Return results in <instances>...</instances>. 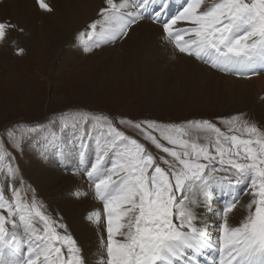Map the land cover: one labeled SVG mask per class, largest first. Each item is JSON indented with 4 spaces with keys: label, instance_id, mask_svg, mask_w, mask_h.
Returning a JSON list of instances; mask_svg holds the SVG:
<instances>
[{
    "label": "snow or ice",
    "instance_id": "1",
    "mask_svg": "<svg viewBox=\"0 0 264 264\" xmlns=\"http://www.w3.org/2000/svg\"><path fill=\"white\" fill-rule=\"evenodd\" d=\"M169 2L104 0L98 18L88 25L90 31L80 35L114 42L151 16L162 25L163 38L173 42L179 53L236 76L251 77L257 74V66L264 69V0H184L170 18L166 9ZM35 3L42 10H52L45 0ZM178 21L190 26L177 28ZM17 27L0 21V42ZM92 43L99 46L95 40ZM17 52L22 54L24 49ZM218 119L226 130L204 118L182 124L126 121L171 157L157 159L145 144L119 130L103 113L77 110L61 114L62 128L91 124L93 129L106 130L104 143L97 145L95 161L84 169L94 184L95 196L103 203V214L89 216L90 222L106 232V240L103 236L100 240L97 264H185L187 250L211 245L210 235L198 228V218L189 206L199 202L195 194L204 195L214 182L233 188L246 181L253 199L241 223L232 226L227 219L239 194L222 208L220 264H264V130L242 114ZM8 135L13 146L19 147L15 133L9 131ZM84 149L82 142L78 152L81 161ZM53 151L59 154L64 148L54 145ZM109 156L113 159L107 166ZM5 158L11 160L7 149L0 148V164ZM17 171L9 163V176L15 178ZM6 187L12 189V195L8 199L0 190V264H88L82 246L57 230H66V225L52 220L42 204L34 198L29 202L7 180ZM185 190L193 192L191 200L184 195Z\"/></svg>",
    "mask_w": 264,
    "mask_h": 264
},
{
    "label": "rangeland",
    "instance_id": "2",
    "mask_svg": "<svg viewBox=\"0 0 264 264\" xmlns=\"http://www.w3.org/2000/svg\"><path fill=\"white\" fill-rule=\"evenodd\" d=\"M85 26V33H87L90 29L87 23ZM175 27L178 28V26ZM15 30H19L17 32L19 38L12 41L9 55L0 58L3 65L0 74V148H6L11 157L10 161L5 158L4 162L0 164V190H4L6 198L11 199L12 189L6 187L7 180L8 184L19 188L21 196L26 197L29 202L34 198L43 205L42 210L46 215L59 224L66 225V230L63 228L57 230L62 234L71 235L76 241L66 217L56 209L55 201L61 197L62 186L67 182L66 177L72 176L73 173L79 174V168L75 164L73 165V162L77 160L81 143L83 142L86 149L91 145L95 148L91 134L100 132L105 136L106 130L93 129L91 124L87 128L84 126L62 128L59 124L62 113L70 114L77 110L96 114L103 113L114 121L119 130L145 144L157 159L161 155L166 159H171V157L156 149L134 125L128 124L126 121L155 120L162 124H182L187 120L204 118L216 122L222 130H226L218 118L226 119L235 114H242L250 124L255 123L264 130V111L251 107L264 104V92L252 94L249 101L243 98L239 99L233 94L231 96V92L228 90L217 87L216 89L220 91L217 95H215V87L208 91L201 89V93L208 94L206 99L198 98L191 89L175 91L176 93H171V95L165 92L162 95H154L152 92L149 93L146 90L147 86L131 72H128L124 77L116 76L101 70L97 64H91V59L81 62V58L97 52V49L110 48L122 38L114 42H105L98 36L84 35L80 38L78 46L72 45L69 48L67 44L71 43L67 42L62 45L64 41H61V43L51 46L46 53L37 47L33 40L34 37L28 39V32L24 33L23 28L18 27ZM78 35L72 36L70 41L73 38L77 39ZM93 40L99 43L98 47L92 43ZM86 44L87 46H85ZM86 47H89L90 50L86 51ZM18 48H23L24 52L18 53ZM66 48L67 50L64 51L63 49ZM69 53L72 54L71 57ZM103 58L107 60L109 57ZM208 84L211 83H204L203 87ZM9 131L15 133L19 147L13 146L8 135ZM76 133L80 137H76ZM196 135L197 133L193 132V137ZM103 141L104 137L100 144ZM162 142L167 145L166 141ZM199 142L203 143L204 141L201 138ZM54 145L63 147L64 151L59 154L54 152ZM68 149L71 150V155L68 154ZM91 156V154L85 156L83 160L85 168L88 167ZM9 163L12 168L18 169L15 178L10 177L7 172ZM160 163L162 167L167 168L163 161ZM49 169H54L65 175V180L56 186L53 184L44 185L46 186L44 190L37 189L29 176L30 172L38 171L42 176L45 175V171L49 173ZM83 173L85 172L83 171ZM220 175H224V173H220ZM243 186L245 187L242 189L243 194L244 190H251L248 187V182H245ZM215 187L218 188L219 185L217 184ZM216 192L215 190L210 197L209 195L206 197L205 214L211 209L213 212H219V215L222 216V208L228 201L223 203L224 197ZM85 193V195H91L90 187L86 189ZM179 193L177 192V194ZM180 198L183 199V196ZM98 202L101 204L99 200ZM216 202H221L222 208L215 209ZM201 211L202 208H199L197 220H201ZM176 223L179 224V221ZM217 224L218 218L207 221L204 232L210 234V228L217 227ZM39 227L42 229L43 225L39 224ZM213 234L216 235V232ZM216 236L219 237V234ZM210 237V246L187 250L185 261L188 264H214V253H217V251L215 252L216 242L214 236ZM193 251H199L202 257L199 258V254L197 255L195 252L194 255ZM191 261L192 263H190Z\"/></svg>",
    "mask_w": 264,
    "mask_h": 264
},
{
    "label": "bare ground",
    "instance_id": "3",
    "mask_svg": "<svg viewBox=\"0 0 264 264\" xmlns=\"http://www.w3.org/2000/svg\"><path fill=\"white\" fill-rule=\"evenodd\" d=\"M34 2L35 0H0V21H10L12 24L23 28L25 30L24 33L28 32V39L34 37L33 40L37 47L47 53L51 46L61 43V41H64L62 45L67 44V42L71 43L67 44L69 48L72 45L78 46L77 44H80L79 40L82 37L80 33L86 31L85 24L89 25L98 18V12L104 0H45L50 5L51 11L37 8ZM115 2L120 3L121 0H115ZM183 3L184 0H170L166 5L168 17L170 18V9L171 11L174 10V14H176L178 6ZM151 11L152 5L149 4V12ZM161 26V24L155 23L151 16L144 18L134 25L132 30L130 29V34L126 38L123 37L115 45L110 48L107 47L108 49H97V52L90 53L83 59L81 58V62L91 59V64H97L101 70L116 76L124 77L128 72H131L147 86L146 90L154 95H162L163 92L171 95V93H176L179 90L191 89L196 93L195 96L206 99L208 94L205 92L201 93V89L208 91L210 88L215 87L216 89L217 87L228 90L231 92V96L235 95L239 99L243 98L249 101L252 94L256 95L264 92V69L257 66V74L251 77L236 76L222 72L204 61L179 53L173 42L163 38ZM176 26L183 28L190 25L186 22L178 21ZM18 31L15 29L11 30L7 39L0 42L1 59L9 55L12 41L19 38ZM76 34H79L77 39L75 38L76 42L74 38L70 41V38ZM63 50L65 51L67 48ZM69 56L71 57L72 54L69 53ZM103 57L109 58L106 60ZM2 66L0 62V74L3 69ZM209 82L211 84L203 87L204 83L207 84ZM247 83L252 87H248ZM219 92L216 89L215 95ZM242 95L245 97H240ZM251 107L264 111V104L258 107L252 105ZM75 135L80 137L77 133ZM92 135L95 148L91 145L89 148L86 149L85 147L84 149L85 156L88 154L92 155L89 159L88 167H90L91 162L95 161L97 145L100 144L101 139L104 137L103 133L100 132ZM103 143L104 141L101 144ZM68 154L71 155L70 149H68ZM112 159V156L107 157L105 164L108 166L110 163L111 165ZM77 160L73 162V165L75 164L79 168V174L73 173L72 176L66 177L54 169H49V173L45 171V175L42 176L38 171L32 170L33 172L31 171L29 176L39 190L46 189L44 185L53 184L56 186L63 182L66 177L67 182L62 186L61 197L55 201V207L66 217L78 245L82 246V252L86 255L88 264H97L98 250L101 248L100 240L102 236L106 240V232L102 231L100 225L90 222L89 216L94 212L103 214V203L100 200L101 204L98 202L93 182L83 173L85 169V166H83L84 162L81 161L78 154ZM217 184L219 189L215 187ZM244 184L245 182L236 187L228 188L219 182L211 183L204 195L195 194L199 201L196 205L189 204L190 207H193L196 216L199 208H202L201 220L195 221L201 231H204L207 221H213L218 218L217 227H211V233L209 234L214 236V241L216 242L215 252L217 251V253H214V264H220L221 260L220 251H218L219 237L216 235L219 234V225L223 223L222 219L224 218L223 215H219V212H213L211 209L205 214L206 197L208 195L210 197L212 192L216 190V193L224 197L223 203H225L239 194L235 209L227 217L230 225L238 226L248 215L247 205L253 199L251 190L246 189L243 194ZM88 187L91 190L90 196L85 195ZM184 195L191 200L193 192L185 190ZM214 205L215 209L222 208L221 202H216ZM36 226L40 228L39 224ZM214 232H216V235L213 234ZM194 252L197 255L199 254V258L202 257L199 251H193V254ZM226 259L227 255L225 254ZM185 264L188 263L185 261Z\"/></svg>",
    "mask_w": 264,
    "mask_h": 264
}]
</instances>
